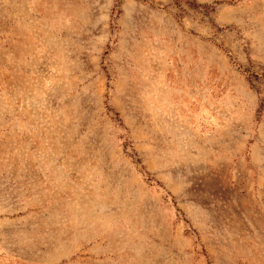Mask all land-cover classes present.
<instances>
[{
  "label": "rangeland",
  "instance_id": "obj_1",
  "mask_svg": "<svg viewBox=\"0 0 264 264\" xmlns=\"http://www.w3.org/2000/svg\"><path fill=\"white\" fill-rule=\"evenodd\" d=\"M0 264H264V0H0Z\"/></svg>",
  "mask_w": 264,
  "mask_h": 264
}]
</instances>
